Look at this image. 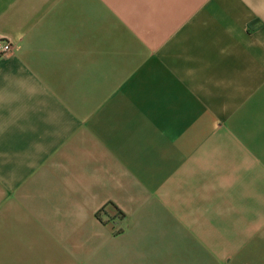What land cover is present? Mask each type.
Segmentation results:
<instances>
[{"label": "crops", "instance_id": "obj_1", "mask_svg": "<svg viewBox=\"0 0 264 264\" xmlns=\"http://www.w3.org/2000/svg\"><path fill=\"white\" fill-rule=\"evenodd\" d=\"M0 37V256L264 264V0H0Z\"/></svg>", "mask_w": 264, "mask_h": 264}, {"label": "rangeland", "instance_id": "obj_2", "mask_svg": "<svg viewBox=\"0 0 264 264\" xmlns=\"http://www.w3.org/2000/svg\"><path fill=\"white\" fill-rule=\"evenodd\" d=\"M226 97H238L227 94ZM101 212L98 213V217ZM115 216L122 219V213ZM109 220V219H108ZM114 234H121V229ZM96 249L95 253L90 248ZM1 264H121L123 257L107 253L91 239L49 238V239H6L1 241Z\"/></svg>", "mask_w": 264, "mask_h": 264}, {"label": "built area", "instance_id": "obj_3", "mask_svg": "<svg viewBox=\"0 0 264 264\" xmlns=\"http://www.w3.org/2000/svg\"><path fill=\"white\" fill-rule=\"evenodd\" d=\"M11 44L6 38L0 37V55H6L11 51Z\"/></svg>", "mask_w": 264, "mask_h": 264}]
</instances>
